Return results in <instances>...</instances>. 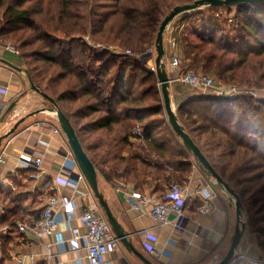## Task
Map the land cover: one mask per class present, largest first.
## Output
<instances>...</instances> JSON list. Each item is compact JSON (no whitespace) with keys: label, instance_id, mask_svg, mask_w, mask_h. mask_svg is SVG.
I'll list each match as a JSON object with an SVG mask.
<instances>
[{"label":"trees","instance_id":"16d2710c","mask_svg":"<svg viewBox=\"0 0 264 264\" xmlns=\"http://www.w3.org/2000/svg\"><path fill=\"white\" fill-rule=\"evenodd\" d=\"M195 1L0 0V38H12L18 49L26 50L21 57L33 85L71 120L98 174L107 181L123 180L141 194L164 193L176 181L185 185L194 167L193 156L168 122L157 74L137 56L156 46L160 25L174 7ZM234 7L236 34L219 39V11L231 13ZM234 7H207L212 15L201 33L193 29L182 38V23L175 31L181 56L189 70L212 72L225 83L264 87V3ZM200 13L202 9L181 20ZM90 34L123 51H93L80 39ZM76 41L78 51L71 46ZM218 99L185 100L178 118L239 195L249 232L264 252V102ZM72 104L81 107L72 111ZM75 118L87 123L78 129ZM0 196L9 201L1 224L11 230L0 238V264H6L20 237L17 224L40 218L43 196L2 189ZM31 197L32 206L26 207Z\"/></svg>","mask_w":264,"mask_h":264},{"label":"crops","instance_id":"0c3cea01","mask_svg":"<svg viewBox=\"0 0 264 264\" xmlns=\"http://www.w3.org/2000/svg\"><path fill=\"white\" fill-rule=\"evenodd\" d=\"M171 35V32L166 35L169 36L168 40ZM7 48L8 46L0 48V87L7 89V93L0 91V135H6L18 123H21L15 135L2 144V148L8 146L9 159L7 164L0 166V189L4 193H20L25 192L26 188L32 186L34 182L31 179V171L18 165L19 153L26 149H37V147L45 149L46 175L56 177L62 163L60 151L71 148L64 133L57 136L53 132V128L60 127L58 121L55 115L46 112L52 109L47 106L48 100L33 90L26 63L19 51L15 54ZM166 64L171 80L175 79L177 72L171 66L169 58ZM174 97L178 100L182 99L180 94L172 95L173 105H175ZM191 98L195 97L187 96V100ZM13 103L16 104L15 108L5 116L6 110ZM138 142L140 141H136ZM124 155H129V152ZM124 166H127L126 162L123 163L122 167ZM193 171L189 177V183L179 186L181 195L184 194L187 197L184 218L179 222L174 214H170L171 223L167 225L158 224L151 216L132 208L135 202L133 194L137 192L132 185L118 179L107 181L98 174L100 191L114 216L129 235L128 238L135 250L130 251L119 241L118 251L111 254L105 264H146L144 260L152 264H220L229 251L236 230V208L230 197L217 189L196 167ZM172 187L170 185L164 193L148 190L142 194L164 199ZM81 191L87 195L78 202L72 229L67 230L63 224V231L68 238L83 233L80 217L84 207L97 204L101 209L87 182L82 183ZM37 194L43 196L41 206L43 209L45 195L41 191ZM2 203H5V206L2 204L0 207L5 208L9 201L4 199ZM27 207L31 206L27 205ZM0 214L3 217L4 213L0 212ZM2 217H0V224ZM176 224L179 225L178 228ZM170 242L177 246H173ZM146 245L152 246L154 251L151 252ZM12 252L13 257L21 253L34 254L37 264H47L50 255L53 256L51 259L57 257L61 264H90L85 251L66 252L65 249L61 250L54 244L53 237H44L38 241L32 233H20L17 244L10 250V253ZM237 254L251 260L252 258L257 261L264 259V252L248 229L245 231ZM10 260L12 261V256Z\"/></svg>","mask_w":264,"mask_h":264},{"label":"built area","instance_id":"2783aa9c","mask_svg":"<svg viewBox=\"0 0 264 264\" xmlns=\"http://www.w3.org/2000/svg\"><path fill=\"white\" fill-rule=\"evenodd\" d=\"M1 47L3 45H0ZM7 49L18 54L15 48L8 46ZM127 54H130V52L127 51ZM179 63V58L174 57L171 66L173 69H177ZM172 82H181L190 87L202 88L206 91H211L215 97L223 99H236L244 94L242 90L234 86L221 87L215 79L207 75L189 73L180 78L176 77ZM0 91L7 93L6 88L0 87ZM53 132L57 136L63 134L58 126L53 128ZM135 132L141 135L140 129H136ZM45 153V149L37 147V149H26L18 154V165L32 173L31 179L34 184L28 191L33 194L41 191L45 195L40 218L33 223L19 222L17 224L19 233H32L38 241H41L44 237H53L54 244L59 246L61 250L65 249L66 252L85 251L90 264H105L109 260V256L118 251L119 239L115 236L111 225L97 204L92 207H84L80 217L83 226L82 234H75L73 237L68 238L63 231V224L67 230L72 229L78 202L82 201L87 195V193L81 191L82 183L87 181L79 168L73 152L69 148L66 151H60L62 163L59 166V172L56 177L46 175L44 169ZM8 159V146L4 148L1 146L0 166L7 164ZM172 186L174 189L172 187L164 199H158L148 194L134 193L135 202H133L132 208L135 211L151 216L154 221L161 225L171 223L170 214H174L176 220L180 222L184 218L187 197L184 194L181 195L179 186ZM5 210L6 207H0V212L4 213ZM0 217H2L1 214ZM176 227L178 228L179 225L176 224ZM10 230V226L0 224V238L9 235ZM170 243L173 246H177L173 242ZM146 247L151 252L154 251L152 246L146 245ZM11 256L12 261L10 260L6 264H12V262L14 264H37V258L34 254L21 253L13 257L12 252L10 253ZM52 257V255L49 256L47 264H61L57 257L51 259ZM239 259L245 260L250 264H264L263 262L252 261L243 255H240Z\"/></svg>","mask_w":264,"mask_h":264},{"label":"water","instance_id":"95a60500","mask_svg":"<svg viewBox=\"0 0 264 264\" xmlns=\"http://www.w3.org/2000/svg\"><path fill=\"white\" fill-rule=\"evenodd\" d=\"M253 3H264V0H197L194 3L179 5L172 9V11L163 19L156 40V51L157 57L155 59L156 65V74L161 85V91L164 101V108L167 114L168 122L177 135L179 139L182 140L186 149L191 153L194 159L199 163L200 167L205 171L208 177L214 179V185L217 189L225 193L232 200L236 212H237V226L235 233L231 240V245L228 253L224 257V259L220 262V264H238L239 256L237 255V251L241 245V241L246 231V223L243 222L244 215V207L241 202L239 195L236 191L227 183L221 175L215 170V168L211 165L207 157L203 154L201 149L197 146L191 136L185 131V128L180 123L179 118L173 108L171 95H170V87L172 80L169 76L166 64V49L164 38L167 32V29L170 27L172 22L178 17L188 14L190 12H194L197 10H201L207 7H234L242 4H253ZM152 56V54L150 55ZM33 90L37 93L43 95L49 102L52 103L53 108L47 110L46 112L52 113L56 116L58 124L67 138L68 144L75 156V159L84 174L87 183L89 184L95 198L98 200V203L107 219L109 224L112 227L113 232L119 241L130 251H135L132 246V242L129 240V235L124 230L123 226L119 223L117 218L114 216L111 211L103 193L99 188V175L96 170L95 165L89 158L86 153L79 136L76 132L75 127L71 120L66 116V114L60 109V107L47 95L43 94L35 85H33ZM16 104L13 103L10 108H8L5 112V116H7L13 109ZM21 123V122H20ZM18 123L9 133L6 135H0V148L3 142L7 139H10L15 135L17 128L19 127ZM146 264H152L151 262L144 260Z\"/></svg>","mask_w":264,"mask_h":264},{"label":"rangeland","instance_id":"374dc122","mask_svg":"<svg viewBox=\"0 0 264 264\" xmlns=\"http://www.w3.org/2000/svg\"><path fill=\"white\" fill-rule=\"evenodd\" d=\"M36 1L37 0H35V2ZM53 1H56V0H53ZM77 1H79V0H77ZM48 4H49V2H45L44 6L47 7ZM54 4H55V2L53 3V5ZM50 7H51V4H50ZM55 7L56 6H53L52 9H54ZM3 11L4 10L0 9V22L2 21V19L4 17ZM197 11H200V10H197ZM194 12H196V11H194ZM190 13H192V12H190ZM190 13H188V14H190ZM235 13H236L235 7L231 11V13H229L227 11H219V25L221 27V29L219 28V39L221 37H224L225 35H230V34L231 35H235L236 34L234 26H233V24L235 23L233 21ZM185 15H187V14H185ZM185 15H182V16L178 17L177 19H175L172 22V24L170 25V27L167 29L166 35H168L171 32L172 33L171 38H169V40H168L169 36H166V35H165V38H164L165 49H166V60H167V58H169V60L172 62V59L174 57H178L179 58L180 63L178 65V68L174 69L177 72V77L180 78L181 76L187 75L189 73L196 74V75H207V76L211 77L212 79H215L216 82H218L220 84V86L223 87V88H225V87H233L234 86V87H237L238 89L242 90V92L244 94L241 97H246V98L248 97V98H251L253 100H257V101L260 100V102H264V87H250V86H242V85H239V84H236V83H225L223 81H220L216 76H214V74L212 72L210 73V72H205V71H202V70H189V69L186 68L188 65H187V63H185L183 61V58L181 56L182 52H180L179 47L177 45V41H176V38H175V31L179 30V28H180L182 23H185L184 27L180 31V33L182 34V36H181L182 38H183L184 34H186V32H188V31L192 32L193 29L195 31H199V33H201L202 32V28H203L202 25L206 21L210 20V19H208V17H210V15H212V14H210L208 12V9L203 8L202 9V13L195 14V16L190 18V20H188V22H183V20H181V18L183 16H185ZM35 19L39 21L41 19V16H35ZM225 22H227V23L225 24ZM0 28L2 29L1 26H0ZM80 39H82V41H84L87 44V46L91 47V49H93V51L103 52V51L106 50V51H109V52H112V51L118 52L119 51V53L123 51V49H121V47L118 44L113 43V41H108V42L104 43L99 38L95 39L93 36H91V34L88 35V36H85V37H80ZM191 39L194 42L198 41L197 37H195L193 35H191ZM166 41H167V44H166ZM0 45L9 46V47L15 48L17 51H19L20 55H22V53H25V51H26V50L18 49L17 48L18 45H16L15 41L12 38H9V40L3 39V41L0 38ZM71 46L73 47L74 50L78 51V49H80L79 41L71 43ZM151 54H152V56H150ZM167 55H168V57H167ZM142 56H144V57H142ZM137 57H139V59H141L142 61H144V63L147 64V68L149 70L154 71L156 73V65H155V59L157 57L156 47H154L152 49H149L147 51V53H145V54H143L141 56L139 54ZM152 82H153V79L149 81V83H152ZM149 83L147 85H149ZM158 87L160 88V96L162 97V91H161L162 89H161L160 83H159ZM182 92L185 93V96H183L184 93H182ZM175 94H180L182 96V99H179V100L174 97L175 105L172 104L177 116H178V107H179L178 104H180V103L184 102L185 100H187V96L188 95H192V97H195L193 99H201L202 97H206V96L210 97V98H214L215 97V95L211 91L209 92V91H206L205 89L198 88V87H190V86L185 85V84H183L181 82H172L171 83L170 95H171V100L172 101H173L172 95H175ZM218 100L222 101L224 99L219 97ZM47 106H48V108H53L52 103L48 102V101H47ZM72 106H73L72 107L73 108L72 111H75L78 107H81V105L77 106L75 104H72ZM66 108H68V107H66ZM55 118H56V116H55ZM74 121L77 124L78 129L80 127L84 126V124L87 123L86 121L80 120L78 118H75ZM191 159H192V162L194 163V167H193L194 170H195V167H196L198 169V171L202 175L207 177V179H209L214 185V179L211 178V177H208L206 175L205 171L200 167L199 163L194 159V157H191ZM193 172L194 171L192 170L191 174H193ZM172 185L184 186V185H181V183L178 182V181L172 183ZM30 187H32V186H30ZM30 187L26 188L27 190L25 191V193H29L31 196H34L35 194L30 193L28 191V189H31ZM31 199H32V197L30 198L29 201L26 202V207H27V205L32 206V202H31L32 200ZM3 200H4L3 196H0V206L2 204L5 206V203H2ZM249 221H250L249 216L248 215H243V222L246 223V229H248ZM249 229H250V227H249ZM249 229H248V231H249ZM240 255L241 254H239L238 256H240ZM252 260L254 261L255 259L252 258ZM241 261H244V260H241ZM255 262H263L264 263V259L260 260V261L255 260Z\"/></svg>","mask_w":264,"mask_h":264}]
</instances>
